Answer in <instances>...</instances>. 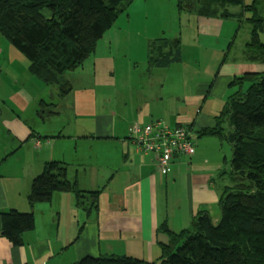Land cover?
Returning a JSON list of instances; mask_svg holds the SVG:
<instances>
[{
    "label": "crops",
    "instance_id": "obj_1",
    "mask_svg": "<svg viewBox=\"0 0 264 264\" xmlns=\"http://www.w3.org/2000/svg\"><path fill=\"white\" fill-rule=\"evenodd\" d=\"M128 12V20L124 13L94 54L65 75L72 86L66 96L34 76L27 58L0 33V264H76L87 256L155 261L169 241L167 231L191 228L201 210L218 221L227 187L222 167L228 161L232 170L231 154L227 140L200 132L215 127L235 77L263 72L264 65L245 56L231 61L235 37H222L224 20L194 16L193 56L185 61L183 51L174 73L196 68L198 79L184 78L185 87L173 90L174 79L162 77L173 67L147 72L150 35L119 28L133 19ZM157 121L188 128L196 147L192 156H175L168 173L130 140L134 127ZM51 161L65 164L68 180L81 191L100 192L98 206L87 201V210L75 194L62 192L50 203L30 204L33 180ZM10 210L34 215L19 246L3 236L1 213Z\"/></svg>",
    "mask_w": 264,
    "mask_h": 264
},
{
    "label": "trees",
    "instance_id": "obj_2",
    "mask_svg": "<svg viewBox=\"0 0 264 264\" xmlns=\"http://www.w3.org/2000/svg\"><path fill=\"white\" fill-rule=\"evenodd\" d=\"M136 0H0V33L30 63V72L66 96L72 89L65 78L91 57L107 30ZM249 3H248V2ZM179 13L224 20L240 7L250 26L244 56L264 65V0H177ZM236 38L231 45L234 47ZM180 35H165L148 43V73L183 61ZM231 50V49H230ZM233 92L213 128L201 135H217L232 148L233 181L219 200L218 221L201 210L191 228L167 231L161 257L145 261L127 256H87L76 264H264V71L235 77ZM41 105L39 116L48 111ZM131 133V132H130ZM57 192L73 193L78 204L97 207L100 192H83L67 178L65 164L51 161L32 183L30 204L50 203ZM88 210V209H87ZM3 236L15 246L33 228L34 215L15 210L1 213Z\"/></svg>",
    "mask_w": 264,
    "mask_h": 264
},
{
    "label": "rangeland",
    "instance_id": "obj_3",
    "mask_svg": "<svg viewBox=\"0 0 264 264\" xmlns=\"http://www.w3.org/2000/svg\"><path fill=\"white\" fill-rule=\"evenodd\" d=\"M177 6H178L177 0H136L135 3L128 10L133 14V19L131 20L130 24H128L127 22H123V25H120L119 28L132 27L134 31L142 30L145 34H149L152 40L161 37L164 31L167 32L166 35H169L170 33H173V35H177L180 31L184 32L185 39H184V43L182 42V47H183L182 51H184L186 57L185 61H188V59H190L193 56V47L191 46L193 45L192 33L193 31H196L195 30L196 25L195 23H191L193 19L192 17H194L193 14L184 13L181 15L178 11ZM128 11L125 12L126 20H128L127 18L128 17L127 13H129ZM228 11L232 14H235V16L224 19V26L222 28V37L224 39L230 38L231 40H233L234 37L236 38V42L230 54V60L235 62H242L246 43L250 39V26L246 18H249L251 16V13L247 12L242 14V9L240 7H229ZM262 11L264 12V9ZM135 13L138 14L137 17L135 16ZM123 14H121V16ZM112 28L114 29L118 28V23H115L112 26ZM108 31L109 30H107V32ZM262 39L264 41V33L262 34ZM202 53L207 54L205 52ZM207 58L208 56L205 58V60ZM128 62L132 63V59L129 58ZM245 65L248 68V66L251 64H245ZM172 67L173 68L171 70H168V72H166L165 74H163L162 72V77L168 75V77L174 79L171 88L173 90L182 89L183 87H185L184 84H182V80L184 78H187L189 81H192L194 78L198 79V77H196V74H199L200 70L196 68H190V69L188 68L186 69V67L180 68L182 70L186 69V71L184 76L178 75L177 77L176 74L174 73L177 72V68H176L177 66L174 65ZM128 69L131 70V64L128 65L127 70ZM130 73L133 74V71H131ZM126 74L127 73L122 75L121 72H118L117 77L127 78ZM203 74L204 71L202 70L201 76ZM195 141L197 142V140ZM224 143H226L225 152L227 154L229 153L231 154L230 155L231 157L229 159V163H230L233 155L232 148L228 144V142H224ZM229 147L231 149V152H229ZM222 168H224L225 171L227 172L225 174L226 179L224 181V184H227L226 186L233 184L232 183L233 181H230V179H232V174H231L230 166L228 165V161L226 164L223 165ZM155 261L157 260L155 259Z\"/></svg>",
    "mask_w": 264,
    "mask_h": 264
},
{
    "label": "built area",
    "instance_id": "obj_4",
    "mask_svg": "<svg viewBox=\"0 0 264 264\" xmlns=\"http://www.w3.org/2000/svg\"><path fill=\"white\" fill-rule=\"evenodd\" d=\"M130 140L138 153L156 154L163 173H168L175 156H192L196 152L188 128H171L162 121L134 127L130 133Z\"/></svg>",
    "mask_w": 264,
    "mask_h": 264
},
{
    "label": "bare ground",
    "instance_id": "obj_5",
    "mask_svg": "<svg viewBox=\"0 0 264 264\" xmlns=\"http://www.w3.org/2000/svg\"><path fill=\"white\" fill-rule=\"evenodd\" d=\"M158 122V121H157ZM148 155H154L156 158H157V155L156 154H154V153H147ZM158 159V158H157Z\"/></svg>",
    "mask_w": 264,
    "mask_h": 264
}]
</instances>
